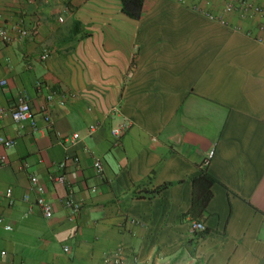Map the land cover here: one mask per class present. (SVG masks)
<instances>
[{
	"label": "crops",
	"instance_id": "crops-1",
	"mask_svg": "<svg viewBox=\"0 0 264 264\" xmlns=\"http://www.w3.org/2000/svg\"><path fill=\"white\" fill-rule=\"evenodd\" d=\"M189 4L145 0L136 19L121 0H0L9 27L37 30L0 39V135L16 141L0 144V264H112L117 248L124 264H264L260 19L231 14L224 24ZM20 95L35 126L11 116ZM115 105L120 115L109 114ZM74 132L76 142L60 141ZM68 155L79 160L60 169ZM204 167L215 181L193 211ZM64 173L68 184L55 180ZM31 174L52 202L50 218L33 204ZM67 195L83 204L74 220Z\"/></svg>",
	"mask_w": 264,
	"mask_h": 264
},
{
	"label": "built area",
	"instance_id": "built-area-1",
	"mask_svg": "<svg viewBox=\"0 0 264 264\" xmlns=\"http://www.w3.org/2000/svg\"><path fill=\"white\" fill-rule=\"evenodd\" d=\"M180 2H190L194 9H200L204 12L210 19L217 20L221 23L228 24V15H237L242 20H247L249 18H259V23L257 24L258 34L256 38L258 41L264 43V1L259 0H179ZM219 2V5H218ZM203 3L208 5L214 4L216 9H202ZM37 33L36 29H31L26 26H22L20 24H13L12 26H8L7 23L3 20V15L0 13V39L3 43H11L13 40H23L27 36ZM43 59L48 57V52L46 51L43 54ZM7 84V80L0 76V86ZM50 100L54 98L53 94H50L48 97ZM120 106L115 105L113 106L109 114L110 115H120ZM4 116V111L0 110V119ZM11 116L16 122L20 123H31L32 125H36V116L32 110L30 101L26 95H20L17 99L15 106L11 110ZM47 121H50V116L46 115ZM126 123L121 124L113 128V134L119 136L123 133V131L127 128ZM99 128L98 123H93L89 127V134H93ZM60 141L65 142L70 138L72 143L76 142L80 137L77 132H74L71 136H60ZM16 141L14 139H9L4 135H0V144L9 148L14 146ZM214 152L211 153V156ZM6 159V155H0V162H4ZM77 162L79 158L77 156L68 155L66 158L58 164L60 169H65L68 166L69 161ZM94 167L98 174H102L104 171V163L100 157H96L94 160ZM72 176H77V171H72ZM32 187L37 193V196L34 200V205L38 206L42 213L50 218L54 214L52 202L48 199L46 195V190L43 184L40 182L38 175L31 174L30 175ZM55 180L63 183L68 184L69 180L66 177V174H59L55 176ZM12 188H8L6 191V196L11 199L12 197ZM30 195L26 194L24 196L25 200H30ZM12 202V200H10ZM63 203L66 208H68L70 214L69 219L74 220L77 214L81 211L83 204L80 200L76 199L72 195H67ZM192 228L194 231H205L206 225L203 221L200 220H192ZM11 228V226H8ZM68 247H66V250ZM108 260L112 264H124L125 263V255L122 248H117L116 250L112 251L108 255Z\"/></svg>",
	"mask_w": 264,
	"mask_h": 264
},
{
	"label": "trees",
	"instance_id": "trees-1",
	"mask_svg": "<svg viewBox=\"0 0 264 264\" xmlns=\"http://www.w3.org/2000/svg\"><path fill=\"white\" fill-rule=\"evenodd\" d=\"M121 1H122V9L128 16L136 19L142 16L144 11L145 0H121ZM193 181L196 187L201 186L205 189V193L201 199H199L197 194L195 195L192 205L193 211H195V208H198L200 211H202L211 197V192L209 188L215 181V178L212 174L209 173L207 167H204L202 168L201 175L193 178Z\"/></svg>",
	"mask_w": 264,
	"mask_h": 264
}]
</instances>
